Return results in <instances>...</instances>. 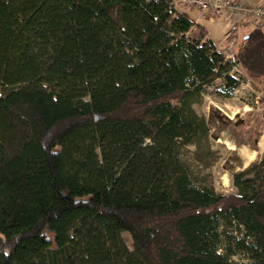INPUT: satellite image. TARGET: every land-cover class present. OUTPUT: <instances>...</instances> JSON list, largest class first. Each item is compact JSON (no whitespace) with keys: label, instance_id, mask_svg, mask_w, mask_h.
Returning a JSON list of instances; mask_svg holds the SVG:
<instances>
[{"label":"trees","instance_id":"trees-1","mask_svg":"<svg viewBox=\"0 0 264 264\" xmlns=\"http://www.w3.org/2000/svg\"><path fill=\"white\" fill-rule=\"evenodd\" d=\"M205 37L172 0H0V264H264V159L225 195L180 156L241 83ZM237 61L264 92V33Z\"/></svg>","mask_w":264,"mask_h":264},{"label":"rangeland","instance_id":"rangeland-1","mask_svg":"<svg viewBox=\"0 0 264 264\" xmlns=\"http://www.w3.org/2000/svg\"><path fill=\"white\" fill-rule=\"evenodd\" d=\"M212 32L216 35L224 30L219 27ZM247 82L240 83L229 96L219 95V82H215L205 88L199 101L192 103L196 113L206 119L209 136L199 145L193 143L182 147L180 156L192 181L198 186L212 188L218 194H238L234 175L264 159V92ZM235 235L242 237L239 230H235ZM123 236L131 247L130 235L125 233ZM232 260L239 263L250 261L240 251L232 256Z\"/></svg>","mask_w":264,"mask_h":264},{"label":"built area","instance_id":"built-area-1","mask_svg":"<svg viewBox=\"0 0 264 264\" xmlns=\"http://www.w3.org/2000/svg\"><path fill=\"white\" fill-rule=\"evenodd\" d=\"M172 3L176 8L195 7L201 15L228 20L226 35L215 45L218 51L234 63L230 74L243 83L244 72L237 61L238 43L248 34L245 29L252 26L251 24L264 33V3L252 4L239 0H172ZM247 83L250 84L249 81Z\"/></svg>","mask_w":264,"mask_h":264},{"label":"crops","instance_id":"crops-1","mask_svg":"<svg viewBox=\"0 0 264 264\" xmlns=\"http://www.w3.org/2000/svg\"><path fill=\"white\" fill-rule=\"evenodd\" d=\"M246 1L247 3H264V0H239ZM179 11L187 13L200 27L206 31V39L212 40L214 43L220 42L228 31V20H225L220 17H210L206 15H201L198 9L195 7H178ZM208 19H214V21H208ZM208 24V26H206ZM245 24V23H243ZM245 29V33L248 34H257L261 33L257 28L251 24ZM226 26V29H225ZM219 27H223L224 32L222 34H214L212 31H216ZM210 28L212 31L208 30ZM244 28V27H243Z\"/></svg>","mask_w":264,"mask_h":264},{"label":"water","instance_id":"water-1","mask_svg":"<svg viewBox=\"0 0 264 264\" xmlns=\"http://www.w3.org/2000/svg\"><path fill=\"white\" fill-rule=\"evenodd\" d=\"M236 124H238V123H236Z\"/></svg>","mask_w":264,"mask_h":264}]
</instances>
